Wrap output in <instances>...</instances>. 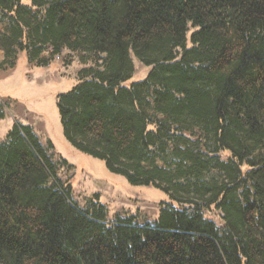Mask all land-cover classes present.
I'll list each match as a JSON object with an SVG mask.
<instances>
[{
	"label": "trees",
	"instance_id": "trees-1",
	"mask_svg": "<svg viewBox=\"0 0 264 264\" xmlns=\"http://www.w3.org/2000/svg\"><path fill=\"white\" fill-rule=\"evenodd\" d=\"M0 25L2 64L95 59L58 97L67 140L167 197L152 222L108 220L97 193L81 207L16 121L0 140V264H264V0H0ZM134 58L150 68L137 81Z\"/></svg>",
	"mask_w": 264,
	"mask_h": 264
},
{
	"label": "rangeland",
	"instance_id": "rangeland-1",
	"mask_svg": "<svg viewBox=\"0 0 264 264\" xmlns=\"http://www.w3.org/2000/svg\"><path fill=\"white\" fill-rule=\"evenodd\" d=\"M4 58L0 48V103L5 109V118L0 119V140L6 138L16 121L30 124L57 164L61 179L72 184L73 198L81 207L97 193L108 207V220L128 213L137 214L142 223L152 222L162 201L167 199L165 194L154 187L130 184L125 177L111 172L104 161L76 149L64 134L58 97L77 83L82 68L95 65V59L70 50L52 56L50 48L41 55L47 63L43 65L31 61L25 53L18 55L15 66L2 64ZM134 63L131 81L144 78L150 69L136 58ZM207 215L219 226L223 225L218 213Z\"/></svg>",
	"mask_w": 264,
	"mask_h": 264
}]
</instances>
